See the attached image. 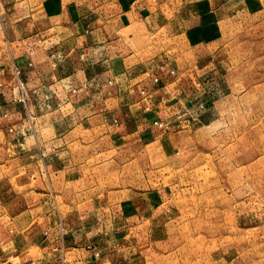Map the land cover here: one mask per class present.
<instances>
[{
    "label": "crops",
    "instance_id": "1",
    "mask_svg": "<svg viewBox=\"0 0 264 264\" xmlns=\"http://www.w3.org/2000/svg\"><path fill=\"white\" fill-rule=\"evenodd\" d=\"M257 1L0 0V135L14 169L0 264L176 262L181 193L110 189V152L196 118L210 46Z\"/></svg>",
    "mask_w": 264,
    "mask_h": 264
},
{
    "label": "rangeland",
    "instance_id": "2",
    "mask_svg": "<svg viewBox=\"0 0 264 264\" xmlns=\"http://www.w3.org/2000/svg\"><path fill=\"white\" fill-rule=\"evenodd\" d=\"M250 11L210 46L214 78L196 118L150 144L110 152V189L165 186L181 193L173 264H217L220 255L264 264V0ZM216 104L215 119H203ZM4 142L0 135V211L14 192Z\"/></svg>",
    "mask_w": 264,
    "mask_h": 264
},
{
    "label": "built area",
    "instance_id": "3",
    "mask_svg": "<svg viewBox=\"0 0 264 264\" xmlns=\"http://www.w3.org/2000/svg\"><path fill=\"white\" fill-rule=\"evenodd\" d=\"M25 99H26V98H25L24 95L20 97V100H21V101H25ZM157 124H158V123H157Z\"/></svg>",
    "mask_w": 264,
    "mask_h": 264
}]
</instances>
